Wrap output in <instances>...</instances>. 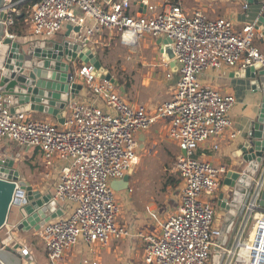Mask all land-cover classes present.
I'll list each match as a JSON object with an SVG mask.
<instances>
[{"label":"built area","instance_id":"obj_1","mask_svg":"<svg viewBox=\"0 0 264 264\" xmlns=\"http://www.w3.org/2000/svg\"><path fill=\"white\" fill-rule=\"evenodd\" d=\"M23 1L10 3L4 22L9 38L18 36L9 29L20 17L17 5ZM133 1L118 0L104 6L100 0H40L29 10L26 36L48 42L65 26H79L83 30L70 40L88 47L92 38L104 31L118 33L128 46L147 36L166 37L175 54L179 80L170 99L153 112L125 101L113 83L97 78L93 66L84 63L70 65L71 82L86 88L98 104L69 98L63 125L12 113L9 97L0 92V144L10 141L21 148H36L43 159L45 178H51L53 169L57 171L51 201L63 215L37 231L47 264H64L66 253L80 244L106 247L132 238L142 241L145 264H210L212 250L224 256L221 264H264V210L257 203L258 194L255 192L245 206L233 241L226 248L220 230L213 227L211 199L229 169L195 157L207 141L216 142L232 130L229 114L235 104L232 94L204 87L198 77L210 68L263 67L264 53L253 43L254 24L236 31L228 19H210L200 10L187 15L180 4L159 9L148 0L139 1L136 14H132ZM158 122L165 123L167 138L180 150L175 160L179 204L160 222L158 232L144 233L118 222L120 208L110 183L121 180L137 164L138 134ZM238 134L231 131L230 138ZM213 149H218L216 143ZM253 182L261 185V179ZM22 195L17 190L15 199L20 204ZM151 218L157 219L155 214ZM9 236L0 247L19 240L30 255L24 264H32L25 240ZM84 263L97 264L92 258Z\"/></svg>","mask_w":264,"mask_h":264},{"label":"water","instance_id":"obj_2","mask_svg":"<svg viewBox=\"0 0 264 264\" xmlns=\"http://www.w3.org/2000/svg\"><path fill=\"white\" fill-rule=\"evenodd\" d=\"M13 1L0 0V92L9 97L12 113L36 111L50 115L59 125H63L69 98L74 99L82 89L81 84L71 82L70 65L74 62L90 64L97 78L119 87L88 46L73 43L70 39L56 43L53 40L40 42L26 35L9 38L4 22L9 17L10 3ZM244 1L247 4L255 3V0ZM257 3L263 4L264 0ZM254 29L260 36L259 43L264 46V8L254 21ZM161 56L164 62L175 66V54L170 43L164 47ZM242 75L249 80L251 89L260 93V103L244 141L237 146L239 161L223 177V190L218 196V207L223 215L220 239L226 248L231 245L245 206L255 192L258 194L257 203L264 210V66L247 68ZM119 88L122 90V87ZM143 147L142 144L140 149ZM181 153L184 154L183 151ZM131 171L132 168L121 180L110 183L113 191L129 190ZM254 178L261 179L259 187L255 186ZM17 190L23 192L22 204L15 199ZM10 215L17 220L14 229L27 233L30 230L38 231L62 212L51 201V192L42 195L34 190L20 179L12 160L0 159V231L8 223ZM29 256L20 243L0 247V264H24ZM220 258L223 261L224 256Z\"/></svg>","mask_w":264,"mask_h":264},{"label":"crops","instance_id":"obj_3","mask_svg":"<svg viewBox=\"0 0 264 264\" xmlns=\"http://www.w3.org/2000/svg\"><path fill=\"white\" fill-rule=\"evenodd\" d=\"M115 1L118 0H100L101 4L104 6H107ZM139 1L140 0L133 1L134 3L131 11L132 14H136L139 7ZM148 2L151 5L157 6L159 9H162L164 6L170 4H180L184 13L187 15H191L195 11L200 10L210 19L225 18L232 22L236 31H240L247 24H254L255 19L259 16L264 8V3H257L258 0H255V3L253 4H247L244 0H148ZM246 4L247 7H245ZM17 9L20 11L22 10L21 7ZM140 11L141 13H144L143 8ZM22 15L23 12L21 11L20 17H22ZM67 27H70V29L68 30ZM82 30L83 29L79 26H65L52 40L56 43H63V41L66 39H72L76 33ZM24 35H26V32ZM66 36L68 37L66 38ZM259 37L260 36L256 32V38L254 39L253 43L254 46L258 47L264 53V46L259 43ZM169 43L170 41L164 36H147L139 40L135 45L128 46L120 41L118 33L104 31L100 35L92 38V43L89 45V47L104 69L108 64L112 65V62L115 61L116 67H120L123 71H125L126 65L125 62L122 61V58L126 55L125 50L127 49H132V54H136L138 52L147 53L149 51L156 55L154 61L151 62V69H145L143 66L139 70H132L131 75L127 77H125L123 72H121L119 77H123L125 79V87L123 86L122 90L119 88L120 86L117 87L125 101L132 105H144L148 107L149 112H153L152 110L155 107L170 99V96L179 80V71L176 64L173 67H171L169 64L165 65L166 62H164L161 56L162 50ZM107 48H110V53L107 56L103 55V58L100 55V52ZM119 61H121L120 64ZM75 64L80 65L81 63L75 62ZM145 66H148L147 63H145ZM242 73L243 70H240L238 67H222L219 69L210 68L202 72L198 77L200 83L204 87L217 90L221 94H232L235 97V104L229 114L232 123V130L229 129L227 132L221 135L216 142L212 140L207 141L195 153V157L201 160H207L215 167L222 166L227 169H234L236 167L240 154L237 146L244 141L248 131L249 123L255 119L258 112L260 93H256L251 89L249 80L245 79ZM168 74H170V78L167 77ZM75 98L77 100H84L88 103L98 104L91 94L88 93L86 88H82L79 91L78 96L76 95ZM25 115L29 120H47L49 118L53 119L50 115L36 111H29L28 113H25ZM231 131H236L239 133L236 138H230ZM137 140L138 149L142 144L144 145L143 149H145V147H147L149 144H151L153 147L161 144L164 148L162 149L164 153L168 156H175V160L180 154L178 146L171 142L169 138H167L166 126L164 122H158L154 124L147 132L138 134ZM215 143L218 145L217 150L213 149V145ZM40 155L41 154L36 148H21L10 141H3L0 144L1 160H12L14 168L24 161H36L39 169H42L41 175H44L45 170L43 168V159ZM51 173V178H46V181L50 182L45 184L46 187H44V183H40L41 187L32 186L33 189L40 191L42 195H46L48 192L53 193V186L57 181L56 169H53ZM223 179L224 178L222 177L221 184L211 199L213 209H215V207L218 205V196L221 193L220 187L222 186ZM48 187L52 189V191L49 190ZM121 194L124 196L125 193L122 192ZM128 208L130 210L126 212L127 218L123 217L119 223L121 225L129 226L135 231H140L136 226L139 225L140 217L135 216L136 214L133 212V210H131V207ZM10 216H12V219L10 218L6 226L1 230L3 231V236L0 234L1 242H6V240L11 237L9 236L10 234L15 236L20 233L15 229L13 231H9L17 224V220L14 219V216ZM168 216H166L165 219ZM215 216L216 214L214 211V219ZM165 219L159 220L157 217L156 221L154 220L153 222H157L156 224L159 225L160 222L164 221ZM133 223L136 225H132ZM213 227L220 230L221 224L215 226L213 222ZM155 228L154 231L147 233L158 232ZM29 232L36 233L37 231L30 230ZM17 237H21L18 239H24L22 236ZM18 241L19 240H13L12 242L19 243ZM80 246L84 252H87L86 256H90V258L94 259L97 264H102L103 262H105V264H136L139 262L140 256L143 257V243L138 238L113 241L106 247L94 246L89 248L83 244H80ZM27 247L31 250L28 245ZM80 258H84V253H82L79 248H74L73 250L66 253L64 260L67 264L68 262L71 263ZM44 259H46V255ZM210 264H221V259L217 254H214L213 256L211 255Z\"/></svg>","mask_w":264,"mask_h":264},{"label":"rangeland","instance_id":"obj_4","mask_svg":"<svg viewBox=\"0 0 264 264\" xmlns=\"http://www.w3.org/2000/svg\"><path fill=\"white\" fill-rule=\"evenodd\" d=\"M20 35H24V32L20 33ZM131 51L132 49L125 50L126 55L122 58V61L125 62L126 65L125 71L120 67H116L115 61L112 62V65L108 64L105 67V70H107L111 77L118 82L120 87H125V79L119 77L121 72L127 77L131 75L132 70H139L143 66L145 69H151V62H153L156 57L154 53L149 51L147 53L138 52L136 54H132ZM109 53L110 48H107L100 52V55L103 57V55L107 56ZM120 62L121 61H119V64ZM145 63H147L148 66H145ZM46 121L52 124L57 123L54 119L50 118ZM162 149L164 148L161 144L155 147L149 144L145 149H137L135 154L138 157V161L137 164L132 167L129 178L130 189L128 191H123L125 193L124 196L121 194L122 192L114 191L116 203L120 208V213L117 217L118 222H120L123 217L127 218L126 212L130 210L128 207H131V210L136 214L135 216L140 217L139 225L135 223L132 225H136L140 231H145L144 233L154 231L155 227L156 231L160 228L159 225L156 224L157 222H153L154 220H152L151 214H156L159 220H163L166 216L173 214L177 210L179 204L180 185L179 183L176 187L172 185V181L178 180L175 169V156L166 155ZM15 169L18 170L20 179L27 182L30 186L38 187L41 185L40 183H44V185L50 183L46 181L44 175H41L42 169H39L36 161H24L17 167L15 166ZM44 187H46V185ZM49 187L48 189L52 191ZM220 190H223L222 186ZM214 211L216 214L214 225H222L223 215L218 205L215 207ZM10 218L12 219V216ZM0 234L3 236V231H0ZM17 236H22L26 244L31 248V253L33 254L31 260L32 264H47L46 259H44L45 254L42 240L37 232L26 233L21 231L18 235H15L17 239L21 238ZM75 248H79L80 251L84 253V258L76 259L74 262H68L67 264H85L86 258L90 260V256H86L87 252H84L80 245H77ZM214 254L215 252L212 250L211 255L213 256ZM220 257L221 256H219V258ZM64 264H66V262ZM102 264H105V262ZM136 264H145L142 256H140L139 262Z\"/></svg>","mask_w":264,"mask_h":264},{"label":"trees","instance_id":"obj_5","mask_svg":"<svg viewBox=\"0 0 264 264\" xmlns=\"http://www.w3.org/2000/svg\"><path fill=\"white\" fill-rule=\"evenodd\" d=\"M40 0H24L21 4L17 5L18 8H22L23 15L20 18H15L13 26L9 29L10 32L20 35L22 32L27 31L28 16L30 8L38 3ZM179 183V179L172 181V185L176 187Z\"/></svg>","mask_w":264,"mask_h":264}]
</instances>
